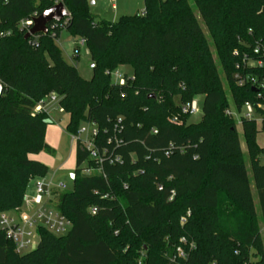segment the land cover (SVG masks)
<instances>
[{"label": "trees", "instance_id": "16d2710c", "mask_svg": "<svg viewBox=\"0 0 264 264\" xmlns=\"http://www.w3.org/2000/svg\"><path fill=\"white\" fill-rule=\"evenodd\" d=\"M57 3L66 22L25 41L20 21ZM143 3L141 15L112 23L95 22L87 0H0V214L19 213L29 183L48 174L29 159L53 154L44 140L51 122L34 113L39 101L59 99L68 135L84 122L98 130L100 149H113L106 141L115 130L120 141V163L104 164L95 176L82 174L84 163L93 164L75 144L72 189L55 190L48 201L70 229L55 236L37 227L36 247L23 255L0 230V264H264L236 125L225 115L229 97L235 111L250 103L264 122L256 108L264 107V87L253 92L233 79L241 56L264 63V0ZM60 30L86 46L89 81L63 59L55 42ZM121 66L132 72L123 86L108 74ZM246 73L260 79L264 67ZM200 96L201 120L188 123L180 107ZM240 127L264 230V149L256 144L255 119H241ZM179 246L184 258L175 254Z\"/></svg>", "mask_w": 264, "mask_h": 264}, {"label": "built area", "instance_id": "2783aa9c", "mask_svg": "<svg viewBox=\"0 0 264 264\" xmlns=\"http://www.w3.org/2000/svg\"><path fill=\"white\" fill-rule=\"evenodd\" d=\"M35 18L37 17L33 16L20 21L18 26L19 30L25 31L27 34L32 28L33 19ZM65 19H63L64 22H66ZM54 26H61V24H51L50 28L52 29ZM80 45H83V41H80ZM259 54V47H255L253 49V55L259 56ZM234 56L239 57L237 52H234ZM263 67L264 63L261 60H253L247 55L241 56L240 62H238L235 66L236 72L233 75L236 85L239 87L251 85L252 88L256 90H258V88L264 87V75L260 79H257L246 73V69H261ZM108 74L113 78L114 84L119 86H123L125 84L124 74H120L118 71H113L112 73ZM259 97L260 96L258 95L257 98ZM58 102L59 99L55 98L54 96H50L44 100H41L34 108V113H44L47 115V104H54L58 106ZM256 108L260 111H264V107L262 105H257ZM180 111L182 114L188 116L195 115L198 111L195 99L190 103L181 106ZM225 115L233 119L236 116L239 124L241 119H255L256 121H261L260 116L255 114V108L250 103H245L240 112L235 111L233 108L228 109L225 111ZM172 121L178 122V119L174 118ZM89 126L91 127V130H87L86 133H84V130L78 131L77 134L71 136V140L74 142V144L77 142L80 143L81 147L87 153V160L93 164V167H88L86 166V163H84L82 165V174L84 176L102 175L101 167L104 164L114 165L120 163V157L114 154V150L120 145V141L116 138L115 130L111 138L107 139L106 141L107 145L113 146V149L108 150L106 147L100 149L96 145L98 130L92 125ZM80 135H84L85 137L81 140L77 139L76 137ZM159 189L161 190V188ZM55 190L63 191L65 190V186L62 184L53 185L51 181L38 182L35 185V196L33 203L39 199H42L43 197L48 202L51 199V193ZM88 211L91 215H96L98 212L97 208L94 207L90 208ZM185 221V218L180 220L181 224H184ZM37 227L45 228L54 235H61L70 229V223L54 209H46L44 206H40L37 210L33 211V213H31V215H29L26 220H16L14 218L6 217L5 214H0V230L3 231L6 237L13 242L15 252L19 255L35 246L34 238L37 237ZM179 243L181 245H185L186 241L184 239H180ZM189 247L192 248L193 245H190ZM175 254L178 258H184L185 256L184 250L181 246L176 249Z\"/></svg>", "mask_w": 264, "mask_h": 264}, {"label": "rangeland", "instance_id": "374dc122", "mask_svg": "<svg viewBox=\"0 0 264 264\" xmlns=\"http://www.w3.org/2000/svg\"><path fill=\"white\" fill-rule=\"evenodd\" d=\"M88 2V9L90 14L93 17V20L95 22H98L99 20H106L112 23L117 22L122 16H135V15H141L144 11V3L143 0H87ZM58 4V3H57ZM206 40L210 43V39L202 25V23L199 21ZM80 39L72 37L69 33L65 32L64 30L60 31V35L58 39L55 41L56 45L61 51V55L63 59L66 61L67 64L74 66L79 74V76L85 80L89 81L92 78V62L90 59V56L88 54V50L86 46L80 45ZM213 57L215 59V54L212 51ZM216 66H218V63H216ZM115 71H118L120 74H127V76H131L132 72L129 67H119ZM112 73V72H111ZM111 78V81L113 82V78ZM225 90V88L223 89ZM175 103L178 104V99L174 98ZM195 101L197 103L198 111L195 115L189 116L188 123H198L201 120V105L203 101V97H197L195 98ZM228 102L230 105V109H232V104L230 102V99L228 97ZM50 119H51V125L49 132L57 133L54 129H60L64 133V138H60V140H57L56 136L49 135L48 138L52 139L55 138L58 142L55 147V153L54 154H48L45 152H42V155L45 156L46 161L49 163V174H53V179H51V183L53 185H59L62 184L65 186L66 191H70L72 189V181L70 178V175L75 169V147L74 142L71 140L72 135H68L65 133L66 125L69 121V116L61 111L59 108L56 110V112L49 113ZM235 127L239 138L241 153L244 159V164L246 167L247 177L250 184V190L252 193V198L254 202L255 212L257 215V218L259 219V229H260V239L262 242V247L264 251V230L263 225L260 222V212L257 205V196L254 189L253 181H252V175L249 167L248 162V156L247 151L245 147V143L241 134V127L237 120V117H234ZM256 127L259 131V133L256 136V144L261 149H264V123L262 124L260 120L256 121ZM84 130L86 133L87 130H91V127L87 125L84 122H81L78 126V131ZM46 134V130H45ZM57 135V134H56ZM85 136L80 135L76 137L77 139H83ZM46 143V142H45ZM47 145V144H46ZM49 147V146H48ZM258 162L260 165H264V153L261 154L258 157ZM32 208L26 209L23 208L20 210L19 213L14 212H8L5 214L6 217L14 218L16 220H26L33 211L37 210L40 206H44L46 209L52 208V205L49 204L46 199L43 197L42 199H39L35 203H32ZM61 235H65L61 234ZM60 236V235H55ZM35 240V246L31 249H29L26 252H23L21 255L26 254L28 252H31L35 249L37 243H38V237L34 238Z\"/></svg>", "mask_w": 264, "mask_h": 264}, {"label": "crops", "instance_id": "0c3cea01", "mask_svg": "<svg viewBox=\"0 0 264 264\" xmlns=\"http://www.w3.org/2000/svg\"><path fill=\"white\" fill-rule=\"evenodd\" d=\"M60 31H62V30H60ZM60 31H59V34H58V37H59V35H60ZM58 39V38H57ZM127 75V74H126ZM58 109V106L57 105H54V104H47V107H46V110H47V116H48V118H49V120H50V122H51V119H50V116H49V113H51V112H56V110ZM262 123V122H261ZM264 123V122H263ZM262 123V124H263ZM52 124V123H51ZM51 124H49L47 127H46V134H45V138H44V140H45V142H46V144H47V146H49V148H51L52 150H53V154L55 153V150H56V147H55V145L58 143L57 141H56V139L55 138H48V136L50 135H53V136H56V138H57V140H60V138H64V133L62 132V130H60V129H54V130H56V134L54 133V132H49V130L48 129H50L51 127H50V125ZM50 127V128H49ZM48 133H49V135H48ZM66 133V132H65ZM74 147H75V144H74ZM29 159L30 160H33V161H37V162H39V163H41V164H43V165H45L47 168H48V174H47V176L45 177V178H43V179H34V180H32L30 183H29V185H28V188H27V192H26V197H27V200H26V202L24 203V205H23V207H22V209L23 208H26V209H30V208H32L33 206H32V203H33V199H34V196H35V185L38 183V182H40V181H51V179H53V174H49V171H50V168H49V163L46 161V158H45V156L44 155H42V153H39V154H37V155H31V156H29Z\"/></svg>", "mask_w": 264, "mask_h": 264}, {"label": "water", "instance_id": "95a60500", "mask_svg": "<svg viewBox=\"0 0 264 264\" xmlns=\"http://www.w3.org/2000/svg\"><path fill=\"white\" fill-rule=\"evenodd\" d=\"M68 17V13L65 7L58 3L48 10L42 12L37 18L33 19V26L27 34L24 35L23 39L26 41L30 37H35L38 35H46L48 33V25L59 24L63 19ZM256 92L255 89L252 90ZM2 92V87L0 84V95ZM153 98V97H152ZM73 178V175H70Z\"/></svg>", "mask_w": 264, "mask_h": 264}]
</instances>
